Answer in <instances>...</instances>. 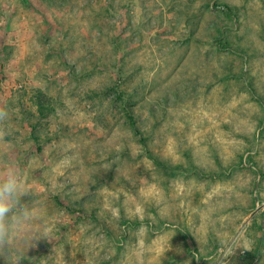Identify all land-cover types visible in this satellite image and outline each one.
I'll use <instances>...</instances> for the list:
<instances>
[{
    "label": "rangeland",
    "instance_id": "374dc122",
    "mask_svg": "<svg viewBox=\"0 0 264 264\" xmlns=\"http://www.w3.org/2000/svg\"><path fill=\"white\" fill-rule=\"evenodd\" d=\"M0 107L19 264H264V0H0Z\"/></svg>",
    "mask_w": 264,
    "mask_h": 264
},
{
    "label": "clouds",
    "instance_id": "9594fccd",
    "mask_svg": "<svg viewBox=\"0 0 264 264\" xmlns=\"http://www.w3.org/2000/svg\"><path fill=\"white\" fill-rule=\"evenodd\" d=\"M11 132V110L0 107V143H6ZM30 199L23 171L14 164L0 169V256L6 264H19L23 259L19 244L26 243L29 248L40 238L48 237L38 208L29 203ZM232 243L224 247L223 255L233 254L236 248Z\"/></svg>",
    "mask_w": 264,
    "mask_h": 264
},
{
    "label": "trees",
    "instance_id": "16d2710c",
    "mask_svg": "<svg viewBox=\"0 0 264 264\" xmlns=\"http://www.w3.org/2000/svg\"><path fill=\"white\" fill-rule=\"evenodd\" d=\"M224 8L228 10L227 7H224ZM229 11H230V10H229ZM220 41H221V36H220V38H219V42H220ZM124 105L126 106V108H128L129 103H127V102L124 101ZM126 108H125V109H126ZM127 111H128V110H127ZM127 125H128V127H130V129L133 130L134 132L137 131V125H136L135 119H134V117H133L132 115L128 116ZM141 143H143V145L145 144L143 140H141Z\"/></svg>",
    "mask_w": 264,
    "mask_h": 264
}]
</instances>
